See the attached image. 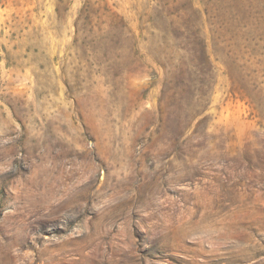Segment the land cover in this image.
<instances>
[{"label": "rangeland", "instance_id": "1", "mask_svg": "<svg viewBox=\"0 0 264 264\" xmlns=\"http://www.w3.org/2000/svg\"><path fill=\"white\" fill-rule=\"evenodd\" d=\"M0 264H264V0H0Z\"/></svg>", "mask_w": 264, "mask_h": 264}]
</instances>
